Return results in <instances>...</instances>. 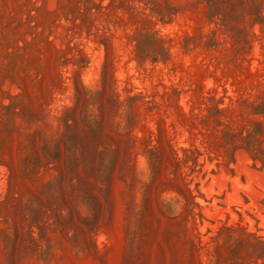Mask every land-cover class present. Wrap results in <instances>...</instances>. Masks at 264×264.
<instances>
[{
    "label": "rangeland",
    "instance_id": "1",
    "mask_svg": "<svg viewBox=\"0 0 264 264\" xmlns=\"http://www.w3.org/2000/svg\"><path fill=\"white\" fill-rule=\"evenodd\" d=\"M264 0H0V264H264Z\"/></svg>",
    "mask_w": 264,
    "mask_h": 264
},
{
    "label": "trees",
    "instance_id": "2",
    "mask_svg": "<svg viewBox=\"0 0 264 264\" xmlns=\"http://www.w3.org/2000/svg\"><path fill=\"white\" fill-rule=\"evenodd\" d=\"M264 108V107H263Z\"/></svg>",
    "mask_w": 264,
    "mask_h": 264
}]
</instances>
